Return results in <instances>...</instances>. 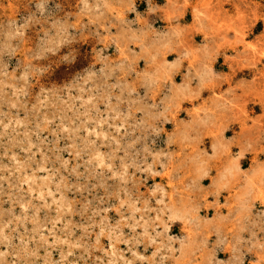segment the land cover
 Instances as JSON below:
<instances>
[{
    "label": "rangeland",
    "instance_id": "1",
    "mask_svg": "<svg viewBox=\"0 0 264 264\" xmlns=\"http://www.w3.org/2000/svg\"><path fill=\"white\" fill-rule=\"evenodd\" d=\"M0 264H264V0H0Z\"/></svg>",
    "mask_w": 264,
    "mask_h": 264
}]
</instances>
